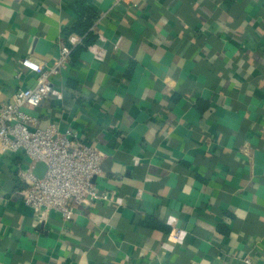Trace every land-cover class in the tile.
<instances>
[{
    "label": "crops",
    "instance_id": "1",
    "mask_svg": "<svg viewBox=\"0 0 264 264\" xmlns=\"http://www.w3.org/2000/svg\"><path fill=\"white\" fill-rule=\"evenodd\" d=\"M73 34L29 112L100 148L115 199L37 215L0 152V264H264V0H0V102Z\"/></svg>",
    "mask_w": 264,
    "mask_h": 264
},
{
    "label": "built area",
    "instance_id": "2",
    "mask_svg": "<svg viewBox=\"0 0 264 264\" xmlns=\"http://www.w3.org/2000/svg\"><path fill=\"white\" fill-rule=\"evenodd\" d=\"M81 41L82 37L70 35L50 63L22 59V66L35 74V85L20 88L10 101L0 102V152H23L30 159L28 168L19 169L26 182L19 194L35 214L60 213L65 220L73 218L74 204L115 199V193L101 190L95 182L105 159L100 148L71 128L62 130L55 123L45 128L37 125V117L29 112L60 96L56 78L68 75L72 53ZM39 163L45 165L42 175L37 172ZM183 236L180 229L171 232V239L177 242ZM246 262L251 263L250 259Z\"/></svg>",
    "mask_w": 264,
    "mask_h": 264
},
{
    "label": "trees",
    "instance_id": "3",
    "mask_svg": "<svg viewBox=\"0 0 264 264\" xmlns=\"http://www.w3.org/2000/svg\"><path fill=\"white\" fill-rule=\"evenodd\" d=\"M92 17H93V16H92ZM91 21H92L91 18H89V19L87 20V22H86V24H87V25H86V28H88V27L90 26ZM95 40H96V36H95L94 34H92V33L88 34V35L86 36V39H85L84 47L90 45V44L93 43Z\"/></svg>",
    "mask_w": 264,
    "mask_h": 264
},
{
    "label": "water",
    "instance_id": "4",
    "mask_svg": "<svg viewBox=\"0 0 264 264\" xmlns=\"http://www.w3.org/2000/svg\"><path fill=\"white\" fill-rule=\"evenodd\" d=\"M38 166H39V168H44L45 165H44V163H39ZM39 175H42V172L39 173Z\"/></svg>",
    "mask_w": 264,
    "mask_h": 264
}]
</instances>
